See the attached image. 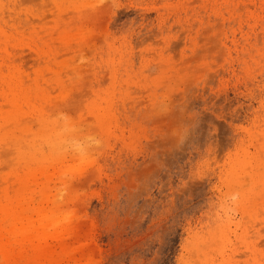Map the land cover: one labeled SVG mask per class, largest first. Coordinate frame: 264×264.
<instances>
[{
    "label": "rangeland",
    "instance_id": "374dc122",
    "mask_svg": "<svg viewBox=\"0 0 264 264\" xmlns=\"http://www.w3.org/2000/svg\"><path fill=\"white\" fill-rule=\"evenodd\" d=\"M22 194L37 264H264V0H0V200Z\"/></svg>",
    "mask_w": 264,
    "mask_h": 264
},
{
    "label": "bare ground",
    "instance_id": "6f19581e",
    "mask_svg": "<svg viewBox=\"0 0 264 264\" xmlns=\"http://www.w3.org/2000/svg\"><path fill=\"white\" fill-rule=\"evenodd\" d=\"M56 129L51 127L50 137L53 145H56V137L59 133H55ZM25 194V193H24ZM21 198L0 200V254L5 258L0 264H37L34 256L30 255L33 251L37 253L40 246L36 241L41 237V228L37 226L38 220L28 216V204L25 195ZM46 237H52V233H48ZM65 232L61 231L60 239H63ZM21 236V239H18ZM17 244H20L19 247ZM64 247L65 255H70L72 249ZM27 248L28 251H27ZM51 248L47 244L44 253L46 258L51 261Z\"/></svg>",
    "mask_w": 264,
    "mask_h": 264
},
{
    "label": "clouds",
    "instance_id": "9594fccd",
    "mask_svg": "<svg viewBox=\"0 0 264 264\" xmlns=\"http://www.w3.org/2000/svg\"><path fill=\"white\" fill-rule=\"evenodd\" d=\"M62 133L67 139L64 140L66 147L76 153L81 158H87L93 150L102 145V140L99 137H85L83 140L72 138L70 133L72 126L67 117L64 118V123L61 125Z\"/></svg>",
    "mask_w": 264,
    "mask_h": 264
},
{
    "label": "snow or ice",
    "instance_id": "6c2138e0",
    "mask_svg": "<svg viewBox=\"0 0 264 264\" xmlns=\"http://www.w3.org/2000/svg\"><path fill=\"white\" fill-rule=\"evenodd\" d=\"M222 118H224V117H222ZM229 119H230V117H228Z\"/></svg>",
    "mask_w": 264,
    "mask_h": 264
}]
</instances>
